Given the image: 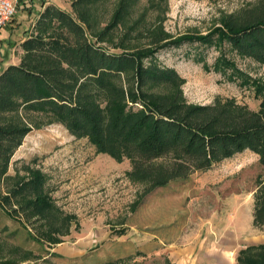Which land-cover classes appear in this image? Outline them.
Returning a JSON list of instances; mask_svg holds the SVG:
<instances>
[{"label": "rangeland", "instance_id": "374dc122", "mask_svg": "<svg viewBox=\"0 0 264 264\" xmlns=\"http://www.w3.org/2000/svg\"><path fill=\"white\" fill-rule=\"evenodd\" d=\"M72 1L19 2L6 26L18 30L17 39L32 28L42 3L75 15ZM258 1L127 0L123 23L98 39L120 0H95L89 6L87 32L111 51L133 49L149 46L157 30L170 37L205 33L220 25L224 16ZM219 51L251 77L264 80V61L242 56L226 42L220 47L197 41L165 46L155 59L183 77L179 88L186 102L232 97L257 109L259 98L252 85L213 68ZM9 117L31 128L12 153L7 175L0 180V194L17 178L38 169L60 213L72 217L53 242L44 237L43 220L19 222L0 205V264H236L240 248L264 243V227L252 222L253 190L263 166L251 149L144 194V184L128 175L129 158L118 160L96 152L86 136L76 137L60 120H48L41 111L19 108Z\"/></svg>", "mask_w": 264, "mask_h": 264}, {"label": "trees", "instance_id": "16d2710c", "mask_svg": "<svg viewBox=\"0 0 264 264\" xmlns=\"http://www.w3.org/2000/svg\"><path fill=\"white\" fill-rule=\"evenodd\" d=\"M94 1L73 0L75 15L42 3L20 41L19 61L0 69V180L31 128L6 115L19 108L41 111L48 120H60L76 137L86 136L96 152L129 158L128 175L144 184V194L235 152L253 150L263 169L256 175L252 222L264 227V80L251 77L219 51L213 68L252 85L259 98L257 109L232 97L186 102L179 88L183 77L155 59L162 47L197 41L215 47L226 42L238 54L264 61V0L224 16L220 25L205 33L170 37L157 30L149 46L112 51L87 32ZM128 7L127 0H120L98 39L123 23ZM44 181L42 172L31 170L0 194V205L19 222L43 220V236L56 242L72 216L60 213ZM236 264H264V243L240 248Z\"/></svg>", "mask_w": 264, "mask_h": 264}, {"label": "crops", "instance_id": "0c3cea01", "mask_svg": "<svg viewBox=\"0 0 264 264\" xmlns=\"http://www.w3.org/2000/svg\"><path fill=\"white\" fill-rule=\"evenodd\" d=\"M14 31L18 30L8 26L0 28V69L6 67L8 63L18 62L22 53L19 44L26 32L21 33L20 37L16 39Z\"/></svg>", "mask_w": 264, "mask_h": 264}, {"label": "built area", "instance_id": "2783aa9c", "mask_svg": "<svg viewBox=\"0 0 264 264\" xmlns=\"http://www.w3.org/2000/svg\"><path fill=\"white\" fill-rule=\"evenodd\" d=\"M21 0H0V28H4L18 10Z\"/></svg>", "mask_w": 264, "mask_h": 264}]
</instances>
